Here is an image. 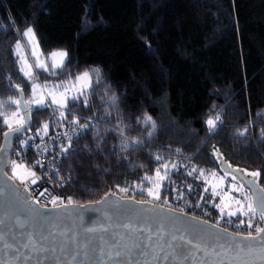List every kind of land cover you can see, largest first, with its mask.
Instances as JSON below:
<instances>
[{"label": "trees", "instance_id": "1", "mask_svg": "<svg viewBox=\"0 0 264 264\" xmlns=\"http://www.w3.org/2000/svg\"><path fill=\"white\" fill-rule=\"evenodd\" d=\"M29 27L41 59L68 53L63 68L32 70L42 82L91 74L84 95L63 107L91 122L64 150L60 169L69 177L60 193L67 203L111 193L155 203L143 194L159 169L171 180L164 193L187 184L221 226L201 176L226 167L264 190V0H0V147L5 118L19 112L10 101L18 91L25 102L31 96L21 71ZM27 107L31 127L13 148L50 117L46 108ZM217 116L210 129L207 120ZM134 140L142 146L125 147Z\"/></svg>", "mask_w": 264, "mask_h": 264}, {"label": "water", "instance_id": "2", "mask_svg": "<svg viewBox=\"0 0 264 264\" xmlns=\"http://www.w3.org/2000/svg\"><path fill=\"white\" fill-rule=\"evenodd\" d=\"M18 92L23 123L0 147V264H264V232L249 237L157 203L111 193L93 203L35 205L6 172L13 140L31 127ZM247 184L258 206L264 192Z\"/></svg>", "mask_w": 264, "mask_h": 264}, {"label": "built area", "instance_id": "3", "mask_svg": "<svg viewBox=\"0 0 264 264\" xmlns=\"http://www.w3.org/2000/svg\"><path fill=\"white\" fill-rule=\"evenodd\" d=\"M43 105L46 106L39 105L35 110L39 108L48 109L49 119L40 128L28 132L17 141L12 148L10 161L22 165L25 171L35 173V177L28 175L19 184L26 191L29 200L37 206L53 207L67 203L60 193L62 183L65 178L69 177L60 169L65 147L70 140L86 131L91 122L78 118L79 124H74L72 121L75 118L69 117L71 115L69 111L55 107L46 98ZM61 113L64 114L63 117ZM45 124L48 125L46 132L44 130ZM85 124L88 125V128L82 129L80 125ZM28 171H26L27 174ZM34 178L36 182L32 183ZM170 190V192L167 190L162 198L163 206L218 225L205 212L203 204L194 198L193 192L187 184L182 183L170 188ZM54 199L55 203L52 202ZM220 227L232 232H239V234L253 235L259 225L253 222L252 227H248V224L237 226L234 223L223 222Z\"/></svg>", "mask_w": 264, "mask_h": 264}, {"label": "rangeland", "instance_id": "4", "mask_svg": "<svg viewBox=\"0 0 264 264\" xmlns=\"http://www.w3.org/2000/svg\"><path fill=\"white\" fill-rule=\"evenodd\" d=\"M25 37V36H24ZM27 45L30 47L28 48ZM24 48L27 52L24 51L23 53L25 55L27 64L32 65V70L37 71V69H43L36 67L35 64L42 63L45 64L47 67L49 66L51 69L52 64L54 62L59 61V57L53 58L52 54L49 57L48 62L44 61L40 58V52L37 46V43H32L28 40L27 37H25V42L23 44ZM24 57V58H25ZM35 58V59H34ZM31 59V60H30ZM34 60L35 63H34ZM25 66V65H24ZM57 69V68H56ZM31 70V71H32ZM44 70V69H43ZM24 74V73H23ZM25 76V75H24ZM27 78V81L29 82L31 86V96L27 98V102H29L27 105L31 107L32 105H35L34 103H31L34 99L40 100L43 99V102L46 99H48L55 107L57 108H63L58 103L59 101L63 100L64 107L67 103V101L72 100V97H78L80 96L81 91V85L76 80L73 82H42L35 73L32 72V77L29 78L28 76H25ZM40 85L41 88L36 90V93L34 95L33 92V84ZM46 86V87H44ZM59 86V87H54ZM89 87L85 88L84 91H86ZM52 92L53 95H49L48 93ZM55 101V102H54ZM8 123H6L8 130L15 129L19 127L23 123V117L21 113L17 112L14 116L13 114L7 118ZM9 124H11V129L9 128ZM18 164L15 161H9L8 162V174L13 177L15 182L19 185L23 180H25L28 176L27 172L24 170V168H20L17 170V174H13V164ZM161 177H164V179L159 180L162 181L159 183V185H156V181L153 183L152 187L149 189L144 190V196L149 198L151 201L157 203V204H163L162 198L164 196L163 189L171 182L170 179H167L166 176L160 172L159 173ZM157 179V178H156ZM245 179V180H244ZM201 182V191L203 196L208 197V203L210 205H213L218 216V222H227L230 219H233L236 216L243 217L247 213V203L251 201V193L249 190V183L252 179L247 178L244 174L240 173L236 170H223L221 171H215L213 173H209L208 175L204 177L199 178ZM164 181H166L164 183ZM161 184H163L161 186ZM242 186L240 191H235L234 189ZM153 192L155 195H150L149 192ZM124 192V191H121ZM245 196L248 197V200H245ZM158 197V198H157ZM236 201H239L240 203L237 204ZM252 202V201H251ZM243 206V207H242ZM229 212H235V215H229ZM249 214V213H248ZM258 212H256L255 217H253L250 221L251 223L258 224L260 227V219L258 216ZM243 220H239V222H236L237 226L242 225L243 223L248 224L249 220L241 223Z\"/></svg>", "mask_w": 264, "mask_h": 264}, {"label": "snow or ice", "instance_id": "5", "mask_svg": "<svg viewBox=\"0 0 264 264\" xmlns=\"http://www.w3.org/2000/svg\"><path fill=\"white\" fill-rule=\"evenodd\" d=\"M23 35L25 36V37H27L28 38V40L30 41V42H32V43H35V33L33 32V29L31 28V27H29L24 33H23ZM20 49H21V46L20 45H17V51H18V54H20ZM52 57L53 58H56V57H59L60 59H59V61L58 62H54L53 64H52V68L53 69H56V68H63V66H64V61H65V59L66 58H68V53L66 52V51H60V52H54V53H52ZM22 59H23V57H21ZM24 67H22L21 68V71L24 73V75L25 76H28L29 78H31L32 77V65H30V64H27V61L25 60L24 61ZM36 67H39V68H43L44 70H47V66L45 65V64H42V63H37L36 64ZM96 74H97V76H99V69H94L93 70ZM76 81L78 82V83H80V85H81V91H80V95L81 96H83L84 95V89L85 88H87V87H90L91 86V74L89 73V72H84V73H82L80 76H77L76 77ZM96 83L97 84H99L100 83V80L98 79L97 81H96ZM18 87V86H17ZM44 87H46V86H44ZM54 87H59V86H54ZM41 88V86L40 85H37V84H33V92H34V95H35V93H36V90L37 89H40ZM49 95H53V93L52 92H49L48 93ZM78 97H72V99H73V101H75L76 99H77ZM111 99L113 100V102L115 101V97H111ZM11 103H15V104H19L20 103V101H17V100H13V101H10ZM55 102V101H54ZM29 102H25V104H28ZM31 103H34V104H36V105H40V106H46V105H43V99L41 98L40 100H33ZM59 104H60V106L61 107H64V102H63V100H61V101H59L58 102ZM84 103H87V101H86V99H85V101H84ZM69 114H71V113H69ZM13 115L15 116L16 115V113H13ZM108 115H111L110 113L108 114ZM28 116H29V119H30V112H29V114H28ZM61 116L63 117L64 116V114L63 113H61ZM84 119H87L86 117H84ZM220 120V117L219 116H217L216 118H215V120H213V119H208L207 120V125L209 126V128L210 129H213V128H215L216 127V123H217V121H219ZM74 124H79V120L78 119H73V121H72ZM4 123H8V120H7V118H5V121H4ZM144 123H146V124H151L152 125V128L155 130V123L152 121V118L151 117H145L144 118ZM11 124H9V128L11 129ZM47 127H48V125L47 124H45L44 125V130H45V132L47 131ZM80 127L82 128V129H87L88 128V125L87 124H85V125H80ZM13 131H16V132H19L20 131V128L18 127V128H16V129H13ZM5 135L7 136L8 134L7 133H5ZM120 135L121 136H123V131L122 130H120ZM149 135H151V133H149ZM132 146H142V142L141 141H138V140H134L133 142H132V145H127V144H125V147H132ZM65 151H67V149H65ZM157 159L159 160V159H162L161 157H157ZM23 166L22 165H19V164H13V174L14 175H16L17 174V170L18 169H20V168H22ZM166 167V166H165ZM26 171H28V170H26ZM160 170L159 169H157V181H156V185L158 186L159 185V180H162V179H164V177H161L160 176ZM28 175H30V176H32V177H35V173H33V172H31V171H28ZM165 175H167V173H165ZM250 175H252L253 177H258L259 175H260V173H258V172H253V173H250ZM36 181H35V178L32 180V183H35ZM241 188H242V186H240V187H238V188H236V189H234L235 191H240L241 190ZM122 191H127V189H121ZM262 191H264V190H262ZM149 194L150 195H155L153 192H149ZM158 198V197H157ZM245 200H248V197L247 196H245ZM53 203H55L56 201H55V199L52 201ZM236 203L237 204H239L240 202L239 201H236ZM243 207V206H242ZM246 207H247V213H245V214H248V213H251L253 216H255V214H256V212H257V209L259 208V219L261 220V221H264V198H261V202H260V204L258 205V206H254V204L251 202V201H249L248 203H247V205H246ZM236 213L235 212H229V215H235ZM241 223H243V221L241 222ZM248 227H252V223L249 221V223H248ZM262 232H264V228H260V227H257L256 228V233H257V235H259L260 233H262ZM249 237H251V234H249Z\"/></svg>", "mask_w": 264, "mask_h": 264}, {"label": "crops", "instance_id": "6", "mask_svg": "<svg viewBox=\"0 0 264 264\" xmlns=\"http://www.w3.org/2000/svg\"><path fill=\"white\" fill-rule=\"evenodd\" d=\"M38 106H39V105H36V104H35V105H34V109H35L36 107H38Z\"/></svg>", "mask_w": 264, "mask_h": 264}]
</instances>
